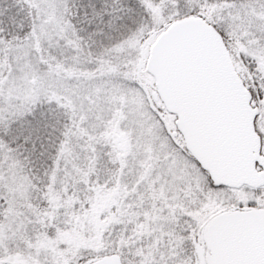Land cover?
Segmentation results:
<instances>
[{"label": "snow or ice", "instance_id": "obj_1", "mask_svg": "<svg viewBox=\"0 0 264 264\" xmlns=\"http://www.w3.org/2000/svg\"><path fill=\"white\" fill-rule=\"evenodd\" d=\"M0 264H264V0H0Z\"/></svg>", "mask_w": 264, "mask_h": 264}]
</instances>
